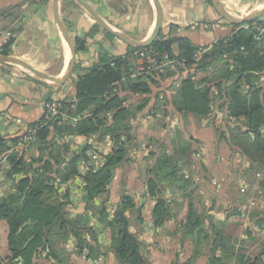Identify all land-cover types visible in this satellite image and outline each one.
Listing matches in <instances>:
<instances>
[{
    "label": "crops",
    "instance_id": "crops-1",
    "mask_svg": "<svg viewBox=\"0 0 264 264\" xmlns=\"http://www.w3.org/2000/svg\"><path fill=\"white\" fill-rule=\"evenodd\" d=\"M72 1L74 0L62 2L59 15L72 47L75 48L76 41H80L84 42L85 48L75 53L73 68L62 86L46 85L22 68L0 63V138L6 142L7 147H11L12 140L24 135L44 118L48 102H74L78 77L97 64L102 56H125L129 51L126 43L117 37H109L104 28L97 26L98 23ZM85 1L110 25L130 39L144 42L151 37L156 22V10L152 0ZM218 1L237 18L264 7V0ZM157 2L162 14L160 33L166 38L190 40L199 48L198 57L218 40L229 38L236 31L234 25L217 13L211 1ZM9 33L16 34V38L9 42V53L12 57L47 77H61L68 48L56 23L54 0H0L2 51L7 46L6 38ZM174 54H178L177 46L174 47ZM169 66V71H163L156 77L159 84L153 86L152 94H123L128 105H139L144 100H147V104L137 118L130 122L131 141L127 145L126 160L114 170V178L104 195L98 196L92 202L86 199L82 189L86 171L81 166L92 163L91 154L96 143H99L104 147L99 166L101 169L105 157L115 147L112 136L97 133L85 141L69 136L55 138L59 145H69V154L66 155L69 159L74 152L81 153L85 144L91 148L88 159L81 158L78 162L77 177L62 185L54 184L55 188L67 196L65 219L71 222H67L70 230L67 236L56 242V249L66 250L68 264H122L115 250L111 248L113 230L106 226V221L115 219L114 211L121 210L120 204L124 195L131 197L135 203V208L125 212V216L130 234L137 238L136 254L141 264H213L215 244L202 240L197 235L199 229L192 237L183 232L172 218L161 226L154 224L156 200L147 194L146 184L149 179L147 169L156 160L150 159L149 153H157L156 143L167 144L168 153L183 160L180 161V167L191 178L190 199L195 205V212L202 218L210 217L221 223L218 227L221 243L216 259L223 258V263L235 264L237 253L243 252L252 258L261 255L264 262V207L259 208L260 216H250L254 208L250 209L249 202L244 197V188L248 182L246 179L250 176V162L240 148L231 143L227 132L229 125L237 122L228 117L225 108H220L221 103L218 100L206 117L177 111L173 106V98L182 80L190 74L201 80L207 74L195 70V65L184 67L182 71L179 66ZM212 92L217 95L216 87L212 88ZM51 138L52 136L49 139ZM12 153L23 155L27 161L38 159L41 155L35 144L30 145L24 152L14 149L0 153V206L14 203L13 197L20 195L21 182L25 179L23 173L8 176L7 172L12 169L9 163V155ZM176 191L166 185L164 196L168 203L175 199L180 202L179 193ZM256 191L261 190L256 188ZM24 200L23 198L21 205ZM239 205L248 206L249 210L237 211ZM104 210L106 215H102ZM121 227L122 225L117 226L115 231L119 233ZM249 232L255 237H250ZM9 234L7 222L0 220V249L7 248ZM77 234L87 244L82 251L78 250L80 243H77ZM65 238L68 240L65 241ZM132 253H135L133 249ZM46 254H42L41 260H48L49 264H59L53 258L47 259ZM14 261L23 264L20 257ZM8 262L10 260H3L0 256V264Z\"/></svg>",
    "mask_w": 264,
    "mask_h": 264
},
{
    "label": "trees",
    "instance_id": "trees-1",
    "mask_svg": "<svg viewBox=\"0 0 264 264\" xmlns=\"http://www.w3.org/2000/svg\"><path fill=\"white\" fill-rule=\"evenodd\" d=\"M259 20L262 19L255 21ZM247 24L249 23L244 25ZM244 25L234 26L236 29L234 34L218 40L198 62L196 56L199 48L190 40L166 38L160 33L146 48L129 47L125 56H102L97 64L90 67L83 76L78 77L76 100L70 103L61 101L65 107L75 106L74 110L69 112L70 119L59 125L58 121L47 122L43 118L32 126L37 132L30 145L38 146L40 157L27 161L19 153L9 155L12 169L7 172L8 176L23 173L25 179L21 182L20 195L13 197L14 203L0 206V220L7 222L10 231L7 248L0 249L1 258L12 262L21 257L23 264H40L42 254L49 250L46 254L47 259L53 258L57 261L53 250L54 248L56 250V242L67 236L70 225L63 221L66 217L67 196L55 188L54 184L62 185L77 177L78 162L81 158L88 159L91 148L85 144L81 153L74 152L69 159L66 156L69 154V145H59L55 138L69 136L85 141L97 133L112 136L115 142L114 149L105 157L101 169L97 171L90 169L86 172L82 188L89 202L107 192L112 171L126 160L127 145L131 141L130 122L137 118L147 104V100H144L139 105H128L123 94L139 96L152 94L153 86L159 84L156 77L163 71H169L171 67H164L150 75L141 74L132 58L136 51L147 52L158 59L163 53H167L175 61L173 65L179 66L180 71L184 70V67L196 65L195 70L207 74L201 80L196 79L193 74L183 79L173 98V106L181 113L206 117L212 112L214 103L218 100L221 103L220 108H225L228 117L237 122L227 128L231 143L236 144L249 160L252 177L260 174L263 178L260 188L264 190V46L256 41L253 34L243 29ZM106 33L109 37L115 38L110 32ZM175 46L178 47L177 55L174 54ZM84 48V42L76 41L75 53ZM9 49L10 45H7L3 55L8 56ZM213 87L217 89L216 96L212 92ZM17 143L18 138L11 141V147H7L6 142L0 138V153L13 150ZM156 146L157 153H149V158L156 160L154 165L147 169L149 179L146 184L147 194L156 200L153 211L154 224L161 226L172 218L183 232L193 237L195 231L199 229L197 235L214 245L221 233L218 230L221 223L210 217L202 218L195 212V205L190 199L191 178L180 167V161L183 160L169 154L167 144L156 143ZM166 185L174 188V192L177 190L180 202L175 199L168 203L164 196ZM23 198L25 200L21 205ZM134 208V200L124 195L120 209L127 212ZM102 215H106V210L102 211ZM118 217L117 212L116 219L106 221V226L113 230L111 247L122 264H141L138 255L132 253L133 241L126 238L122 243L121 237L115 231ZM26 223L36 224L28 225L21 230ZM77 235L80 241L78 250L82 251L83 240L80 234ZM248 235L255 237L252 232ZM32 237L34 240L20 256L19 251ZM225 258L228 259V256L225 255ZM216 264H225L223 258H217ZM235 264L264 262L261 255L252 258L241 252L237 253Z\"/></svg>",
    "mask_w": 264,
    "mask_h": 264
},
{
    "label": "water",
    "instance_id": "water-1",
    "mask_svg": "<svg viewBox=\"0 0 264 264\" xmlns=\"http://www.w3.org/2000/svg\"><path fill=\"white\" fill-rule=\"evenodd\" d=\"M64 0H54V15H55V19H56V23L59 29V33L60 36L63 40V42L65 43L66 47L68 48V55H67V60L64 66V70L63 73L61 75L60 78H50L47 77L45 74L37 71L36 69H34L33 67L29 66L28 64H26L25 62H22L14 57H9V56H0V63H8L11 65H15L19 68H22L24 70H26L27 72L31 73L32 75H34L39 81H41L42 83L52 86V87H59L62 86L65 82L67 77L69 76L73 65H74V58H75V50L72 47L66 29L64 27L63 21L60 18V9H61V5L62 2ZM78 5H80L82 7V9L96 22L98 23L101 27H103L106 31L110 32L111 34H113L115 37H117L118 39H120L121 41H123L124 43H126L129 47L132 48H138V49H142V48H146L148 46H150L158 37V35L160 34V30H161V24H162V14H161V10L159 7V4L157 2V0H152L155 10H156V22H155V27L153 30V33L151 35V37L144 42H138V41H134L132 39H130L129 37H127L125 34H123L119 29L113 27L112 25H110L104 18H102L85 0H74ZM215 8V10L217 11V13L226 21H228L229 23H231L234 26H241L244 25L246 23H250L252 21H255L257 19H260L261 17L264 16V7L254 11L252 13H249L248 15L242 17V18H237L234 15H232L227 9H225L221 3L218 0H210ZM115 172L112 171V177H111V182L114 178ZM118 219H117V223H121L122 227L119 230V233L121 234V242L124 243L126 238H129L133 241L134 243V248H133V252L137 253L136 251V244H137V238L133 237L128 229V220L125 216V212L123 210H119L118 211ZM64 222H69L70 221L66 220L65 218L63 219ZM36 224V223H35ZM32 223H26L21 230L28 226V225H35ZM34 239V237H32L31 239H29L26 244L24 245L23 249L19 251V255L21 256L22 251L25 250L28 245L32 242V240ZM221 243V237H219L214 245V249H213V255H212V262L213 264L215 263V259H216V252L218 247L220 246ZM21 258V257H20Z\"/></svg>",
    "mask_w": 264,
    "mask_h": 264
},
{
    "label": "built area",
    "instance_id": "built-area-1",
    "mask_svg": "<svg viewBox=\"0 0 264 264\" xmlns=\"http://www.w3.org/2000/svg\"><path fill=\"white\" fill-rule=\"evenodd\" d=\"M243 29L249 31L251 34L255 36V39L257 42L261 43L264 46V20L259 21H253L247 25L243 26ZM16 38V34L9 33L6 38V44L9 45V42ZM207 51L202 52L201 55L205 54ZM199 55L197 56V62L202 57ZM0 56L3 55V51L0 50ZM9 57H12L11 53L8 55ZM133 60L135 61V65L137 66V69L140 71L141 74L144 75H150L154 71H161L164 67H167L169 65H173L175 61H173L169 54L163 53L161 55V58L158 59L157 57H154V55L149 54L144 51H136L133 53ZM196 67V65H195ZM75 106L72 105L71 107H65L61 101L58 100H52L46 104V112H45V120L47 122L51 121H58V124L61 125L63 121H66L70 119L69 112L71 110H74ZM37 129H30L27 131L24 135H21L18 138V143L14 146L13 150L24 152L29 147L32 141L34 140V135L36 134ZM97 145L93 149V153L91 154V160L92 163L90 164H83L81 167L84 168L86 172H88L90 169L93 171H97L99 169L100 163L103 159L102 156V150H104V147L101 146L99 143H96ZM245 194V191H244ZM250 203V201H248ZM253 206H255V203ZM45 257V254L43 255ZM5 264H21L17 261L8 262ZM51 264H54L51 262Z\"/></svg>",
    "mask_w": 264,
    "mask_h": 264
},
{
    "label": "rangeland",
    "instance_id": "rangeland-1",
    "mask_svg": "<svg viewBox=\"0 0 264 264\" xmlns=\"http://www.w3.org/2000/svg\"><path fill=\"white\" fill-rule=\"evenodd\" d=\"M230 10H232L231 8H230ZM233 12H234V10H233ZM235 13H237V12H235ZM237 14H239V13H237ZM260 19H262V20H264V16L263 17H261ZM263 178L260 176V174H257V176L256 177H252V175L250 174V176L246 179L248 182H247V185H246V187L244 188V191L246 190V189H248V190H246L245 192H246V194H244V197H245V200L247 199V201H250V203H249V207H250V209L251 208H254V210H251V212H250V216H251V214H255V215H258V216H260V210H259V208L260 207H264V190H261V188H260V182H261V180H262ZM250 185V186H249ZM248 186V187H247ZM256 186V187H255ZM256 188H257V190H261L260 192H257L256 191ZM102 195H104V194H102ZM101 195V196H102ZM252 203H255V206H253L254 204H252ZM240 204V203H239ZM242 205H239L238 206V208H237V211L239 210V211H242V212H244L245 210H249V208H248V206L247 207H245V206H242ZM118 211H114V217H115V219H116V213H117ZM233 212H235V210L233 211ZM249 213V212H248ZM251 218V217H250ZM118 227H120L121 226V223H117L116 224ZM119 234V233H118ZM119 236L121 237V234H119ZM62 240V239H61ZM65 241L66 240H68V238H65L64 239ZM63 240V241H64ZM80 243V241L79 240H77V243ZM70 247H72V244H70ZM83 247L84 248H86L87 247V244H86V242H84V240H83ZM112 248V247H111ZM58 251V252H57ZM47 253H49V250H47L46 251ZM53 254H55L56 255V257H57V262H59V263H61V264H68V256H67V253H66V250H55V248H54V250H53ZM49 261L48 260H41V259H39V263L40 264H49L48 263Z\"/></svg>",
    "mask_w": 264,
    "mask_h": 264
}]
</instances>
